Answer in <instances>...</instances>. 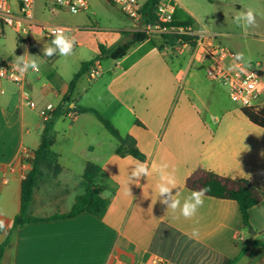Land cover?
<instances>
[{"label":"crops","instance_id":"0c3cea01","mask_svg":"<svg viewBox=\"0 0 264 264\" xmlns=\"http://www.w3.org/2000/svg\"><path fill=\"white\" fill-rule=\"evenodd\" d=\"M206 2L173 0L175 21L217 33L234 52L235 40L264 33V0ZM226 6L234 8L235 16L243 9H253L255 25L240 24L241 31L230 30ZM136 31L135 24L119 30L123 34ZM29 34L26 39L18 37L19 44H29ZM113 45L115 40L111 46L96 41L90 47L95 56L80 58L72 76L62 79L61 86L50 79L49 86L41 85L40 70L30 69L25 89L32 99L46 100L35 109L25 104L21 87L0 80V219L6 225L0 230V245L21 211L22 182L32 169L45 126L40 112L49 106L54 108L49 120L55 138L53 151L63 171L55 180L44 177L40 181L33 216L47 219L69 213L76 197L84 192L88 163L102 169L96 187L109 201L102 219L84 212L18 228L2 264H153L154 259L165 264H264V202L250 212L253 234L244 227L235 201L205 196L196 216L185 219L179 210H167L158 199L155 185L159 177L155 173L129 183L137 161L150 165L165 161L176 176L173 194L176 191L181 203L192 192L186 187L187 179L199 169L248 180L264 194V128L252 123L239 105L226 102L198 72L193 73L195 64H203L194 62L192 53L189 62L177 60L146 40L121 60L104 57L94 61L92 64L101 63V77L91 80L88 69L76 86L72 101L97 110L122 136H132L144 160L117 155L120 141L96 116L67 112L66 107L60 111L82 64L94 60L100 46L113 49ZM76 46L86 47L81 42ZM105 59L112 61L103 66ZM24 150L30 159H24Z\"/></svg>","mask_w":264,"mask_h":264},{"label":"built area","instance_id":"2783aa9c","mask_svg":"<svg viewBox=\"0 0 264 264\" xmlns=\"http://www.w3.org/2000/svg\"><path fill=\"white\" fill-rule=\"evenodd\" d=\"M109 1L118 6L125 16L134 21L137 31L145 33L148 37L173 36L175 37L174 49L178 51L192 49L193 61L207 66V78L225 87L233 103L241 108H251L257 111L263 107L264 70L262 65L260 63L245 64L242 61H237L235 59L236 53L224 46L220 41V36L201 25L177 23L174 19L176 5L172 3L173 0H164L159 3L155 23H149L144 19V4L139 0ZM38 3H43L52 10L65 9L74 15L84 13L89 8L87 0H84L83 5L77 3V0H63V2L61 0H0V37L5 36V28H10L18 37L26 39L32 26L36 25L33 21V11ZM53 28H62L66 34L81 30L66 25L47 27V37L53 38L51 31ZM171 48L163 51L165 55ZM15 62L16 59L11 57L0 59V69L4 71L0 80L9 81L21 87V97L25 104L35 109L37 105L32 100L29 91L25 89L26 74L21 77L14 70ZM102 72L101 63L97 61L90 66L88 75L91 80H96L102 75ZM249 84L254 85V87L249 88ZM53 112L52 106L42 110L40 112L42 120L48 122ZM23 157L24 159L31 158L28 150H24ZM153 264L165 263L160 259H154Z\"/></svg>","mask_w":264,"mask_h":264},{"label":"trees","instance_id":"16d2710c","mask_svg":"<svg viewBox=\"0 0 264 264\" xmlns=\"http://www.w3.org/2000/svg\"><path fill=\"white\" fill-rule=\"evenodd\" d=\"M162 1L164 0H147L144 3L143 15L144 19L149 23L156 22V10L159 3ZM208 1L213 2V0ZM125 35H132L129 42L119 45L113 49H106L105 47L100 46L98 56L94 60L82 64L80 71L72 79L69 90L64 96L62 105L59 109L62 112L63 107H66L67 112L92 114L96 116L120 141L121 145L116 152L117 155L121 157L132 156L139 160H144L145 156L139 151L137 142L132 136H122L115 126L109 120L104 118L97 110L77 105L74 101H72L80 78L86 73L94 61L102 60L104 57H110L114 61L121 60L128 54L131 48L146 40H150L151 44L155 46L159 52H163L167 48L174 47L175 42V37L173 36L148 37L145 33L139 31L125 33ZM72 104H74V107H71ZM242 112L252 123L264 128V105L258 111L251 108H242ZM54 145V133L51 129L50 121H48L45 122L41 144L34 152V159L31 161L32 169L26 179L22 182L21 211L14 219L12 228L10 229L5 241L0 245V264H2L4 254L18 228L35 222L72 218L84 212H88L102 219L107 212L109 201L100 195L102 189L96 187V182L102 172V169L93 163H88L83 175L84 192L76 197L69 213L64 215H55L47 219L33 216L32 208L34 204V195L36 189L40 185V181L44 177H50L55 180L63 171V168L59 164V157L53 151ZM186 187L191 191L208 188L209 191L205 195L207 197L237 202L242 215L244 227L249 230H253L250 221V212L255 206L264 202V194L256 185L245 179L234 180L199 169L187 179Z\"/></svg>","mask_w":264,"mask_h":264},{"label":"rangeland","instance_id":"374dc122","mask_svg":"<svg viewBox=\"0 0 264 264\" xmlns=\"http://www.w3.org/2000/svg\"><path fill=\"white\" fill-rule=\"evenodd\" d=\"M87 1L89 3L88 10L78 15L71 14L67 10L56 11L45 8L41 3H38L33 11V20L36 25H33L30 29L29 44H19L18 36L14 31L10 28H5V36L0 37V59L10 57L16 59V57L24 55L27 52V54L35 56H29V60L35 59L39 65V76L42 77L41 85L46 83L49 86L50 79L53 82L55 81L56 86H61L62 79L72 76V72L76 70V62L80 61V58L92 59L95 56L90 47H93L96 41H99L103 46H111L112 40H115L113 48L129 42L130 37L120 33L119 30H124L134 25V21L125 16L121 9L109 0ZM139 1L144 3L146 0ZM199 1L207 3L206 0ZM220 1L223 3L235 2V0ZM226 10L228 12L226 27H229L230 30L241 31V25H237L231 20L232 16L233 18L235 17L236 12L234 8L226 6ZM261 16H264V14H261ZM261 22L264 23V20H261ZM58 25L82 27L84 30L78 33H68V35L75 39L76 44L81 42L86 47L80 48L75 44L73 54L68 57H61L58 54L52 57L43 56L44 46H50L51 40L53 39L47 37L46 28ZM95 28L101 31L96 33L86 32L87 29L91 30ZM107 40L109 42L105 43ZM235 45L236 53H244V60L242 62L245 64L260 63L264 70V33L257 32L254 36L239 38L235 40ZM191 53L192 49L190 48L178 51L172 47L168 51V56L189 62ZM78 56L79 58L77 59L76 57ZM108 61L110 62L112 60L105 59L103 66H106ZM206 70V65L201 66L198 64H195L194 69H192L193 73H199V77L206 84H210L215 90L219 91L226 102L232 103L227 89L220 84L210 81L206 76ZM32 100L39 106L41 102H46V100L40 97H35Z\"/></svg>","mask_w":264,"mask_h":264},{"label":"clouds","instance_id":"9594fccd","mask_svg":"<svg viewBox=\"0 0 264 264\" xmlns=\"http://www.w3.org/2000/svg\"><path fill=\"white\" fill-rule=\"evenodd\" d=\"M63 2V0H61ZM77 3L83 5L84 0H77ZM75 11V9H73ZM256 17L254 10L251 8L243 9L238 12L234 17V23L237 25L246 24L248 26L255 25ZM53 39L51 40V45L43 48V56L52 57L54 55H59L61 57L71 56L75 48V39L68 34L62 28H53L52 30ZM33 55L27 54L16 57V62L13 65L15 71L19 73L22 77L30 69L33 71H39V65L35 59H27V57ZM235 59L237 61L244 60V53H236ZM4 75V71L0 69V76ZM19 78V77H17ZM249 88L254 87V85L249 84ZM169 164L165 161L159 163H152L151 165L146 161H137L133 166L132 171L129 176V183H137L140 179L145 178L153 173H155L159 180L155 185V189L158 193V199L164 205H166L167 210L172 211L179 210L180 215L185 219H192L196 216L200 207L204 204V197L209 191L208 188H201L198 190H193L183 203L177 198V193L173 194V190H176L177 179L173 171L169 170ZM130 194V190H129ZM3 215V212H0ZM6 227L5 221L0 219V230H4ZM197 230H193V236L197 235Z\"/></svg>","mask_w":264,"mask_h":264},{"label":"water","instance_id":"95a60500","mask_svg":"<svg viewBox=\"0 0 264 264\" xmlns=\"http://www.w3.org/2000/svg\"><path fill=\"white\" fill-rule=\"evenodd\" d=\"M250 233H253L254 234L255 232L253 230H250Z\"/></svg>","mask_w":264,"mask_h":264}]
</instances>
